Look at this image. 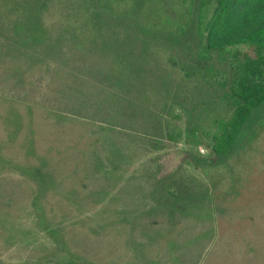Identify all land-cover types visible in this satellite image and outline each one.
Masks as SVG:
<instances>
[{"label":"rangeland","instance_id":"374dc122","mask_svg":"<svg viewBox=\"0 0 264 264\" xmlns=\"http://www.w3.org/2000/svg\"><path fill=\"white\" fill-rule=\"evenodd\" d=\"M147 1L149 20L159 27L148 48L181 80L185 53L171 39L192 43L178 35L185 5ZM10 3L20 1L0 0V42L16 33L32 43L19 17L7 12ZM111 13L56 18L54 33L69 39L63 64L12 59L0 45V264H264V124L251 146L221 168L186 163L187 153L213 156L196 126L177 145L148 136L155 130L141 126L144 113L96 91V84L112 85L108 70L125 32ZM76 19L80 25L72 28ZM120 79L113 81L123 93ZM80 91L85 99L76 117L47 111L51 102L74 111ZM92 100L137 124L119 120L118 128L101 129L96 122L104 114ZM179 124L186 127V119Z\"/></svg>","mask_w":264,"mask_h":264},{"label":"trees","instance_id":"16d2710c","mask_svg":"<svg viewBox=\"0 0 264 264\" xmlns=\"http://www.w3.org/2000/svg\"><path fill=\"white\" fill-rule=\"evenodd\" d=\"M19 1L10 3L7 12L14 18L19 17L18 21L35 40L21 43L16 33H10L0 45L12 59L25 57L37 64L40 60L44 64H63L64 58H68L65 50L68 37H57L54 33L59 15L73 14L78 19L88 15L98 19L103 9L121 17L120 30L125 32L117 40V64L108 70L112 85L96 84L97 94L126 102L128 111L140 110L144 113L141 126L155 130L148 136L165 138L171 145L181 143L185 133L196 126L210 141L213 156L204 158L187 153V164L203 169L226 167V160L228 163L234 154L251 146L258 137L264 124V0H181L185 5V25H181L178 35L192 40L185 45L182 36L171 39L185 53L181 80L174 79L153 55L152 47L148 48L151 43L148 35H154L159 27L149 20L151 9L144 7L149 3L147 0ZM18 6L21 9L15 14ZM46 15L50 19L48 22L44 21ZM78 19L72 21V28L79 24ZM17 24L14 21V25ZM137 34L139 37L135 36ZM138 39L144 41L141 47L136 45ZM117 78H121L123 93L115 90L119 88L113 81ZM76 96L72 97L76 100L71 107L73 113L50 100L56 107L52 105L46 109L76 117L84 103L85 91ZM92 101L94 108L98 107L104 114V121L96 122L101 129L114 130L119 120H123L122 126L137 124L136 118L129 113L119 115L107 110L103 103ZM184 119L186 127L179 124ZM82 145L75 143L81 158L84 155ZM67 150L62 155L64 159L69 155ZM42 168L50 174L47 160ZM38 172L44 173L39 169ZM38 189L42 193L45 185L39 184Z\"/></svg>","mask_w":264,"mask_h":264}]
</instances>
